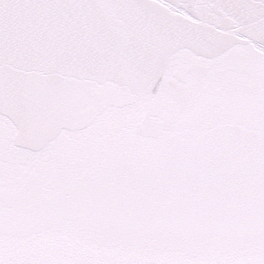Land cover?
<instances>
[{"label":"snow or ice","instance_id":"obj_1","mask_svg":"<svg viewBox=\"0 0 264 264\" xmlns=\"http://www.w3.org/2000/svg\"><path fill=\"white\" fill-rule=\"evenodd\" d=\"M0 264H264V0H0Z\"/></svg>","mask_w":264,"mask_h":264}]
</instances>
